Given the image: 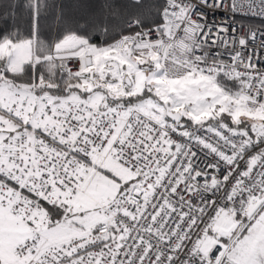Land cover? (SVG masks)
I'll return each instance as SVG.
<instances>
[{
    "label": "snow or ice",
    "instance_id": "snow-or-ice-1",
    "mask_svg": "<svg viewBox=\"0 0 264 264\" xmlns=\"http://www.w3.org/2000/svg\"><path fill=\"white\" fill-rule=\"evenodd\" d=\"M0 264H264V0H0Z\"/></svg>",
    "mask_w": 264,
    "mask_h": 264
},
{
    "label": "trees",
    "instance_id": "trees-1",
    "mask_svg": "<svg viewBox=\"0 0 264 264\" xmlns=\"http://www.w3.org/2000/svg\"><path fill=\"white\" fill-rule=\"evenodd\" d=\"M64 2H65V3H69V4H71V3L74 2V0H64Z\"/></svg>",
    "mask_w": 264,
    "mask_h": 264
}]
</instances>
